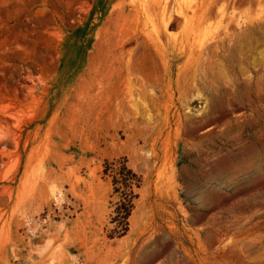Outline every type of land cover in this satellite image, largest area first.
I'll use <instances>...</instances> for the list:
<instances>
[{"label":"rangeland","instance_id":"rangeland-1","mask_svg":"<svg viewBox=\"0 0 264 264\" xmlns=\"http://www.w3.org/2000/svg\"><path fill=\"white\" fill-rule=\"evenodd\" d=\"M139 8L168 141L167 82L127 92ZM208 98L216 128L175 127ZM0 264H264V0H0Z\"/></svg>","mask_w":264,"mask_h":264},{"label":"bare ground","instance_id":"bare-ground-1","mask_svg":"<svg viewBox=\"0 0 264 264\" xmlns=\"http://www.w3.org/2000/svg\"><path fill=\"white\" fill-rule=\"evenodd\" d=\"M211 10L212 8L208 7L207 9H205L204 14H210L212 12ZM148 11L149 10L142 8H139L138 12L136 11L139 15L137 24V34L135 36L138 37V35H142V37H145L147 40L143 43L144 49L142 54L138 58L134 56L130 58L128 66L129 78L127 92H131L133 95L140 94L145 96L149 89V83L155 84L158 82H167V88L170 91V95L168 97H165L163 102H160L158 100L155 101L157 105L164 111L163 120L166 121L167 126L169 128V132L165 136L166 141H168L170 134L174 130V127L170 121V114L172 103H174L172 85L175 81V73L173 70V65L171 64L169 53L163 45L160 35L155 34L153 31H149L150 25L148 26L147 22H142L145 18H141V15L144 14L147 16ZM165 14L162 18L163 22L167 21V14ZM172 47L174 51H177V60L180 61L183 58L187 57L190 59V61H188L185 65L180 66L176 71V83L180 84L182 81H187L190 78V74L194 70V65L191 63V60L194 59L195 52L198 49L195 46H192V48H190L191 46L188 44L187 40H182V42L180 43L175 41L172 44ZM215 47L218 48L219 45L216 43ZM208 48L209 45L203 44L199 47V51L203 54V52L207 51ZM148 57L150 60L153 61V69L151 71H146L142 68V64L146 62V59H148ZM209 67L211 68V63ZM217 103H219L217 100H213L211 98L206 99L202 110H200L197 115L191 119H184V117L179 114L177 110L178 114L176 117L177 121H175V127L183 126L194 130H205V132L214 129L215 126L219 125V120L217 119V117L220 115L219 109L220 107L224 106L221 104L217 106ZM221 115L223 118H225L226 122H229V113L226 109L224 110V112L221 113Z\"/></svg>","mask_w":264,"mask_h":264}]
</instances>
